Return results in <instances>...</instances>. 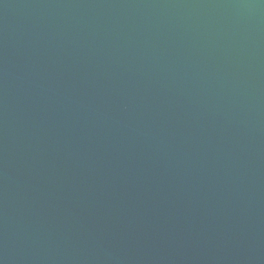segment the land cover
Wrapping results in <instances>:
<instances>
[{
    "label": "water",
    "instance_id": "obj_1",
    "mask_svg": "<svg viewBox=\"0 0 264 264\" xmlns=\"http://www.w3.org/2000/svg\"><path fill=\"white\" fill-rule=\"evenodd\" d=\"M0 264H264V0H0Z\"/></svg>",
    "mask_w": 264,
    "mask_h": 264
}]
</instances>
